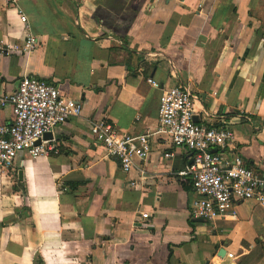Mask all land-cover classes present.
<instances>
[{
    "label": "crops",
    "instance_id": "1",
    "mask_svg": "<svg viewBox=\"0 0 264 264\" xmlns=\"http://www.w3.org/2000/svg\"><path fill=\"white\" fill-rule=\"evenodd\" d=\"M28 34L36 49L2 52ZM24 76L82 111L44 140L53 152L0 169V264H264L255 202L190 217L195 194L180 173L192 151L153 136L149 158L123 172L90 134L99 120L120 134L154 132L160 90L147 79L189 84L194 121L233 133L213 152L264 176V0H0V91ZM2 117L11 122L10 108Z\"/></svg>",
    "mask_w": 264,
    "mask_h": 264
},
{
    "label": "built area",
    "instance_id": "2",
    "mask_svg": "<svg viewBox=\"0 0 264 264\" xmlns=\"http://www.w3.org/2000/svg\"><path fill=\"white\" fill-rule=\"evenodd\" d=\"M39 43L32 35L3 48L6 56L25 55ZM158 126L154 132L132 136L120 134L106 121H95L90 134L104 148L106 156L119 161L123 172L133 168L135 160L146 161L151 153L150 139L163 136L174 148L193 152L192 163L181 175H189L195 198L189 204L190 217L210 221L234 214V206L253 201L264 208V176L247 167L236 154L222 156L213 149H222L233 141L228 128H212L194 121L196 97L189 84L160 87ZM10 108L11 122L5 123L2 112ZM82 111L80 102L66 98L52 84L33 76H24L13 93L0 91V169H13L21 154L30 158L47 155L54 148L43 136L51 134ZM40 141L39 145L36 143ZM165 157L170 158L171 154ZM148 219L141 214L140 221ZM233 259L232 255L227 256Z\"/></svg>",
    "mask_w": 264,
    "mask_h": 264
},
{
    "label": "water",
    "instance_id": "3",
    "mask_svg": "<svg viewBox=\"0 0 264 264\" xmlns=\"http://www.w3.org/2000/svg\"><path fill=\"white\" fill-rule=\"evenodd\" d=\"M43 140H51V135H50V134H46V135H44V136H43ZM39 144H40V141H38V142L36 143V145H39ZM18 179H19V181L22 180V172H19V173H18ZM222 255H224V252H220V253H219V256H222Z\"/></svg>",
    "mask_w": 264,
    "mask_h": 264
}]
</instances>
